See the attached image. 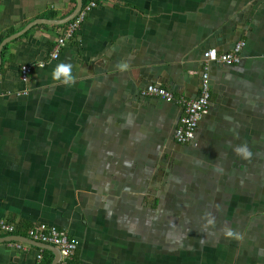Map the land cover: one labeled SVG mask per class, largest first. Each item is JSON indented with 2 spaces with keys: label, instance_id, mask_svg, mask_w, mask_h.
I'll return each instance as SVG.
<instances>
[{
  "label": "crops",
  "instance_id": "obj_1",
  "mask_svg": "<svg viewBox=\"0 0 264 264\" xmlns=\"http://www.w3.org/2000/svg\"><path fill=\"white\" fill-rule=\"evenodd\" d=\"M90 1L67 21L77 0H0V264L52 263L35 223L78 242L72 264H264V0H98L54 57ZM241 39L177 143L182 106L141 91L196 97L204 52Z\"/></svg>",
  "mask_w": 264,
  "mask_h": 264
},
{
  "label": "built area",
  "instance_id": "obj_2",
  "mask_svg": "<svg viewBox=\"0 0 264 264\" xmlns=\"http://www.w3.org/2000/svg\"><path fill=\"white\" fill-rule=\"evenodd\" d=\"M98 5V0H91L87 8L77 18L76 24L69 27V32L58 39L56 51L52 54L54 57L59 55V47L66 43V38H70L76 28L79 27L87 11ZM246 46V41L241 39L237 41L230 51H219L217 48H209L204 52V68L201 72L199 94L193 98H176L168 89L149 84L141 91L144 97H159L166 101H176L182 106V113L178 125L174 131V139L179 144L189 143L194 140L199 122L202 117L208 113L211 104V81H210V62H218L223 64H235L241 60V54ZM31 66L22 67V78L27 80L28 74L31 72ZM0 231L5 233L16 232V226L13 223L0 220ZM28 237L34 241L54 245L60 251V258L57 264H72L71 260L74 253L78 249V242L70 239L66 230L57 228L56 226H48L45 223H35L28 231ZM37 264H45L43 253L40 252L37 257Z\"/></svg>",
  "mask_w": 264,
  "mask_h": 264
},
{
  "label": "clouds",
  "instance_id": "obj_3",
  "mask_svg": "<svg viewBox=\"0 0 264 264\" xmlns=\"http://www.w3.org/2000/svg\"><path fill=\"white\" fill-rule=\"evenodd\" d=\"M71 65L66 63H60L56 66V68L52 72V77L54 79H62V82L70 85L72 81V77L70 75ZM235 151L237 154L242 155L245 158H249L252 156V152L248 149L246 145L237 146Z\"/></svg>",
  "mask_w": 264,
  "mask_h": 264
},
{
  "label": "water",
  "instance_id": "obj_4",
  "mask_svg": "<svg viewBox=\"0 0 264 264\" xmlns=\"http://www.w3.org/2000/svg\"><path fill=\"white\" fill-rule=\"evenodd\" d=\"M83 6V0H77V8L76 10L74 11V13L69 17L67 18V21L71 18H73L77 12H79L81 10ZM14 36L4 40V42L0 45V67H1V64H2V50H3V47L4 45H6L8 42H10L11 40H13ZM29 238H27L26 236H22V235H17V236H10L8 239H5L3 238V240H21V241H27ZM31 241H33L32 239H29ZM36 244H38L39 246H43V245H49V244H46V243H41V242H38L35 241ZM51 246V245H50ZM59 258H60V252L59 250H56V257L55 259L52 261L51 264H57L58 261H59Z\"/></svg>",
  "mask_w": 264,
  "mask_h": 264
},
{
  "label": "trees",
  "instance_id": "obj_5",
  "mask_svg": "<svg viewBox=\"0 0 264 264\" xmlns=\"http://www.w3.org/2000/svg\"><path fill=\"white\" fill-rule=\"evenodd\" d=\"M87 1H89V0H84L85 3H86ZM32 226H33V225H32ZM32 226H31V227H32ZM50 261H51L50 259H47V260H46V263L49 264Z\"/></svg>",
  "mask_w": 264,
  "mask_h": 264
}]
</instances>
